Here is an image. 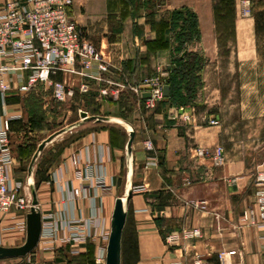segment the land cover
Returning a JSON list of instances; mask_svg holds the SVG:
<instances>
[{
  "label": "crops",
  "instance_id": "1",
  "mask_svg": "<svg viewBox=\"0 0 264 264\" xmlns=\"http://www.w3.org/2000/svg\"><path fill=\"white\" fill-rule=\"evenodd\" d=\"M5 3L0 0V7ZM74 5L73 18L101 59L87 70L101 80L76 76L74 91L78 94L82 83L88 85L86 94L99 91L102 107L90 116L112 120L76 127L86 133L37 192L41 214L52 213L60 222L96 217L101 228L110 229L116 199L131 189L121 264H264L263 230L257 224L264 156H254L264 146L252 143L253 122H262L264 137V0H253L249 15H244L240 0H74ZM179 10H189L197 19L199 37L188 51L201 59L198 84L189 105L165 97L149 110L144 94L132 88L147 77L163 73L168 78L175 60L186 54L171 26L172 13ZM30 74L5 73L0 83L20 88ZM53 79L63 81V74ZM107 90L113 95L105 94ZM8 101L0 99V127L11 118L12 128L21 114ZM188 114L191 121L185 120ZM213 118L218 124L209 123ZM132 129L135 139L128 160ZM217 147L218 165L210 155H197L199 149L211 154ZM73 156L79 159L77 166ZM11 212L0 224L1 246L25 241L26 232L19 227L23 217ZM195 229L200 237H184L185 231ZM104 244L97 238L75 246L80 253L72 254L70 246L58 243L51 250L40 242L27 257L0 264H97V249Z\"/></svg>",
  "mask_w": 264,
  "mask_h": 264
},
{
  "label": "built area",
  "instance_id": "2",
  "mask_svg": "<svg viewBox=\"0 0 264 264\" xmlns=\"http://www.w3.org/2000/svg\"><path fill=\"white\" fill-rule=\"evenodd\" d=\"M252 2L253 0H240L244 15L250 14ZM73 4L74 0H6L0 7V61H8L10 64L0 65V75L29 71L31 74L27 83L22 85L20 90L27 91L37 83H50L54 98L58 101H64L67 94L65 81H53V76L58 73L69 75L70 78L72 75H79L86 79L101 80L87 72L92 62L101 59L96 47L82 37L76 22L72 19L70 10ZM166 81L167 75L162 73L145 78L132 90L138 95L148 93L150 96L145 99V107L153 110L165 99L163 88ZM10 89L8 83L1 81L2 101ZM10 119H5L0 127V224L4 215L9 212H21L23 220L19 227L26 232V214L30 211L31 199L23 185L13 184L14 159L9 142ZM185 120L191 121L192 115L185 116ZM209 123L216 125L218 121L213 118ZM147 147H151L150 142L147 143ZM197 155H210L213 163L218 165L221 160V149L217 147L211 154L199 149ZM72 162L77 166L79 159L73 156ZM77 174L82 177L80 171ZM88 176L90 175L87 171L86 179H89ZM74 193L78 195L79 191L75 190ZM258 209L260 219L257 224L263 230L264 239V195L258 200ZM244 217L248 219V214L246 213ZM249 217L253 218V213ZM200 235L198 229L184 232V237L188 239H195ZM109 236L110 229L101 228L96 217L68 218L60 222L52 213L42 215L40 242L51 250L55 249L56 244L61 243L70 246L72 254H79L80 250L75 246L102 238L105 244L97 249L95 263L105 264Z\"/></svg>",
  "mask_w": 264,
  "mask_h": 264
},
{
  "label": "rangeland",
  "instance_id": "3",
  "mask_svg": "<svg viewBox=\"0 0 264 264\" xmlns=\"http://www.w3.org/2000/svg\"><path fill=\"white\" fill-rule=\"evenodd\" d=\"M73 6L75 5L73 4ZM73 6V13L71 12L70 15L75 21ZM77 27L82 37H86L81 28L82 26L77 24ZM76 76L79 75H72L70 78L69 75L63 74L62 80L67 83V94L64 101H58L54 98L53 87L50 83H37L27 91H22L20 88H11L6 93V99L8 97L10 99L8 103L11 102L18 105L21 114L20 121L12 125V128H9V142L14 159L13 184L14 186L23 185L27 196L31 200V185L34 186L36 192L40 188L46 187L53 169L68 155V150L74 141L86 132L83 127L76 128L64 133L48 144L38 158L29 181L27 178L28 166L39 144L56 131L66 128L86 116L99 112L102 107L101 103L103 100L98 97L99 91L93 90L86 94L85 91L88 90L87 83L81 84V93H75L73 85L75 84ZM111 92V90H107L105 94L107 93L108 96L110 94L113 95ZM182 95L184 96V101H186L184 105H189L191 98L185 96V93H182ZM261 124V121L253 122L252 131L254 136L252 137V143L254 147L264 146V137L260 135L263 128L260 127ZM240 139L244 141L245 137ZM246 139L249 138L247 137ZM254 156L260 159V157L264 156V152H257V150L255 152L254 150ZM14 213L23 217L21 212L14 211ZM4 216H7V214ZM70 256L72 255H67V260L75 261ZM78 263L82 264V261H78Z\"/></svg>",
  "mask_w": 264,
  "mask_h": 264
},
{
  "label": "water",
  "instance_id": "4",
  "mask_svg": "<svg viewBox=\"0 0 264 264\" xmlns=\"http://www.w3.org/2000/svg\"><path fill=\"white\" fill-rule=\"evenodd\" d=\"M164 97H168L170 95V86L166 84L163 88ZM150 95L148 93L144 94L145 98H148ZM112 118L106 116H86L81 121L76 122L66 128L56 131L51 134L45 140H43L37 150L35 151L30 164L28 166V178L31 179L36 162L41 155V153L45 150V148L53 142L56 138L71 131L72 129L82 125L85 122L96 121V122H104L111 121ZM126 124L128 122L124 120H120ZM135 139V132L132 129L129 133V140L127 143V156L128 160L132 154V144ZM31 208L30 211L26 214V237L25 241L20 246H1L0 245V260L6 259H15V258H25L30 255L38 246L42 233V214L39 208V201L37 192L33 185H31ZM132 196V190L129 189L125 195V197H119L115 201L114 209L112 212L111 220H110V236L107 245V253H106V263L105 264H121V241H122V233L126 223L127 217V205Z\"/></svg>",
  "mask_w": 264,
  "mask_h": 264
},
{
  "label": "trees",
  "instance_id": "5",
  "mask_svg": "<svg viewBox=\"0 0 264 264\" xmlns=\"http://www.w3.org/2000/svg\"><path fill=\"white\" fill-rule=\"evenodd\" d=\"M172 29L180 51H186L183 57L175 60V67L169 73L166 83L170 86L167 97L172 103L185 104L184 96L192 98L198 84L200 61L196 53L188 51V46L198 40L197 19L189 10H179L172 13Z\"/></svg>",
  "mask_w": 264,
  "mask_h": 264
}]
</instances>
